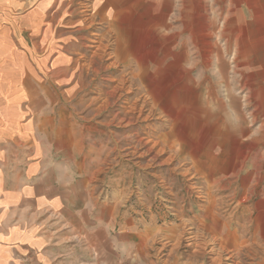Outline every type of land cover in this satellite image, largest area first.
I'll use <instances>...</instances> for the list:
<instances>
[{"label": "rangeland", "instance_id": "374dc122", "mask_svg": "<svg viewBox=\"0 0 264 264\" xmlns=\"http://www.w3.org/2000/svg\"><path fill=\"white\" fill-rule=\"evenodd\" d=\"M3 1L0 33L32 46L38 38L29 25L5 20H21L34 2L5 10ZM115 5L126 6L119 30L100 50L79 48L85 56L75 57L72 79L81 87L42 90L57 107L65 103L79 124L93 126L104 197L118 192L125 211L160 230L153 247L168 243L164 258L180 237V252L188 253L185 241L190 231L202 234L208 204L235 223L264 225V24L255 7L233 0ZM91 29L106 33L109 25ZM221 164L228 175L215 184L218 177L210 180L205 171Z\"/></svg>", "mask_w": 264, "mask_h": 264}, {"label": "crops", "instance_id": "0c3cea01", "mask_svg": "<svg viewBox=\"0 0 264 264\" xmlns=\"http://www.w3.org/2000/svg\"><path fill=\"white\" fill-rule=\"evenodd\" d=\"M26 1L34 5L25 17L5 21L29 25L38 40L31 46L24 37L0 33V264H264V225L255 217L253 226L235 223L208 204L202 234L190 231L185 241L188 253L180 252V237L164 258L169 244L153 247L160 230L125 211L118 192L104 197L93 126L79 124L65 103L57 107L42 90L70 86L80 61L75 57L85 56L79 48L100 50L119 30L126 6H116L118 0H4L1 8L17 10ZM233 1L255 7L264 24V0ZM96 23L109 30L94 32ZM211 166L205 173L218 177L215 184L228 175L224 164Z\"/></svg>", "mask_w": 264, "mask_h": 264}]
</instances>
